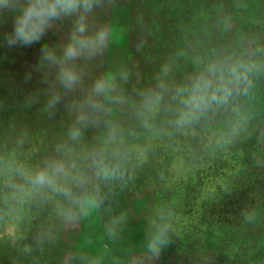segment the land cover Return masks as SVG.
<instances>
[{
  "label": "trees",
  "instance_id": "1",
  "mask_svg": "<svg viewBox=\"0 0 264 264\" xmlns=\"http://www.w3.org/2000/svg\"><path fill=\"white\" fill-rule=\"evenodd\" d=\"M13 19L11 14L0 17V152L30 159L35 170L51 159L66 162L75 154L70 167L74 165L73 171L83 175L86 183L76 185L73 195L87 198L81 193L94 181L105 198L100 199L117 204L120 210L125 205L135 212L136 207L142 209L140 188L147 175L139 174L140 169L132 168L128 160L150 138L146 130L153 120L167 117L173 127L177 125L181 106L173 96L178 86L189 83L209 62L244 59L258 66L247 94L264 90V0H99L88 23L92 29H107L109 40L95 57L76 61L83 79L71 91L59 85L56 69L41 61L45 47L57 52L63 48L75 17L53 21L39 42L10 47L5 37ZM121 49L126 50L125 73L116 75L113 66ZM103 76L112 78L113 87L97 98L99 108H92L84 101L95 80ZM154 92L162 95L155 113L145 107ZM54 94L60 99L50 106ZM244 95H234L219 109L231 111ZM81 114L88 116L84 124L78 123ZM77 127L80 136L73 140L70 132ZM98 163L118 168L116 176L100 178ZM251 185L228 200L221 219L236 216L229 225L236 227L241 221L264 233L258 225L264 224V217L255 220L256 194L261 193L264 205L260 189L264 178ZM46 191L54 196V191Z\"/></svg>",
  "mask_w": 264,
  "mask_h": 264
},
{
  "label": "rangeland",
  "instance_id": "2",
  "mask_svg": "<svg viewBox=\"0 0 264 264\" xmlns=\"http://www.w3.org/2000/svg\"><path fill=\"white\" fill-rule=\"evenodd\" d=\"M124 55L119 50L116 75L125 73ZM235 105L224 112L214 107L185 126L173 127L167 117L151 122L150 138L128 160L147 175L136 212L104 203L94 181L81 193L91 201L84 210L57 192L33 190L17 171H35L30 159L0 152V264H264V233L241 221L229 225L236 216L221 219L229 199L264 178L257 169H264V90ZM255 198L258 220L263 196ZM162 217L172 229L153 255L148 247Z\"/></svg>",
  "mask_w": 264,
  "mask_h": 264
},
{
  "label": "clouds",
  "instance_id": "3",
  "mask_svg": "<svg viewBox=\"0 0 264 264\" xmlns=\"http://www.w3.org/2000/svg\"><path fill=\"white\" fill-rule=\"evenodd\" d=\"M99 0H0V17L11 14L13 24L10 33L5 37L7 44L13 46H29L39 42L53 21L61 18L75 17V24L63 48H44L41 63H47L56 69V80L65 90H73L79 86L83 73L77 67L78 59H90L102 52L109 40V32L103 27L92 29L88 18L98 6ZM254 62L244 59L235 61H212L191 81L175 89L173 99L181 106L176 113L175 123L178 126L189 125L207 114L214 107L227 105L234 95L247 94L252 87V75L257 70ZM113 87L111 77L103 76L95 80L91 92L84 103L92 108H99L97 98L106 96ZM161 89H166L164 84ZM58 95L49 100L50 106L59 101ZM162 95L150 93L145 107L153 110L159 107ZM87 114L78 117V123L84 124ZM73 140L80 136V129L73 128L70 132ZM63 159H51L42 168L35 171L17 169L26 183L33 190L50 189L62 194L73 203L79 204L81 210L91 203L87 198H77L65 185H84L86 178L75 173ZM97 175L102 179L116 176L118 168L98 163ZM22 190V189H21ZM68 218H74L71 213ZM172 229L169 218H161L157 225L148 252L158 255L168 243V234Z\"/></svg>",
  "mask_w": 264,
  "mask_h": 264
}]
</instances>
